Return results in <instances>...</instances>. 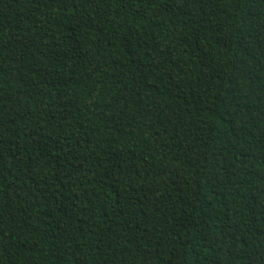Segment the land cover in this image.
Returning <instances> with one entry per match:
<instances>
[{
  "label": "trees",
  "instance_id": "obj_1",
  "mask_svg": "<svg viewBox=\"0 0 264 264\" xmlns=\"http://www.w3.org/2000/svg\"><path fill=\"white\" fill-rule=\"evenodd\" d=\"M0 264H264V0H0Z\"/></svg>",
  "mask_w": 264,
  "mask_h": 264
}]
</instances>
